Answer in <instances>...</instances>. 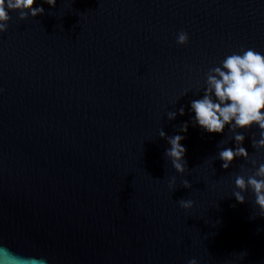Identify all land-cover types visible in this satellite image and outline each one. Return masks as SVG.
<instances>
[{"label": "water", "instance_id": "obj_1", "mask_svg": "<svg viewBox=\"0 0 264 264\" xmlns=\"http://www.w3.org/2000/svg\"><path fill=\"white\" fill-rule=\"evenodd\" d=\"M34 6L45 14L10 12L0 34V247L28 264H264L254 195L232 197L234 174L252 165L225 170L218 145L235 148L230 129L208 133L191 111L210 68L241 49L264 54V0ZM161 129L185 136L189 174L166 159ZM258 132H242L243 147L264 162Z\"/></svg>", "mask_w": 264, "mask_h": 264}, {"label": "clouds", "instance_id": "obj_2", "mask_svg": "<svg viewBox=\"0 0 264 264\" xmlns=\"http://www.w3.org/2000/svg\"><path fill=\"white\" fill-rule=\"evenodd\" d=\"M36 0H0V34L8 31L11 19L10 12L18 13L20 21L45 14V9L35 7ZM43 3L56 7L57 0H43ZM48 15H51L48 13ZM176 42L180 46H187L189 35L186 31H180L176 35ZM185 92L184 95H187ZM183 95V96H184ZM191 111L195 114L193 125H199L204 131L212 134H223L225 128L230 129L231 140L235 141V148L221 147L229 140L221 141L217 159L221 160L222 167L227 170L233 162L241 158L249 162L252 168L241 165L240 173L234 174L235 190L232 197L240 204H245V193L249 191L254 195V203L260 210V217H264V162L253 158L243 147L245 135L242 132L249 131L253 127L259 129L251 137L252 148L257 153L264 152V54L253 48L241 49L227 55L218 66L210 68L205 75V87L200 99L191 101ZM169 120L176 119V112L167 111ZM183 116L185 110L179 109ZM240 130V131H238ZM180 132L187 133L188 124L179 128ZM159 137L165 138L170 145L165 152V157L170 161L172 168L180 176L189 174L185 159L186 148L182 145L185 139L183 135L167 137L163 129ZM181 185L185 189H192V184L184 179ZM176 177H172L169 188L176 190ZM185 211L194 208V201L180 199L176 201ZM235 207V205H233ZM248 255L247 252L244 253ZM0 264H28L21 261L7 248L0 247ZM31 264H45L43 259L31 261ZM188 264H198L196 259H190Z\"/></svg>", "mask_w": 264, "mask_h": 264}]
</instances>
